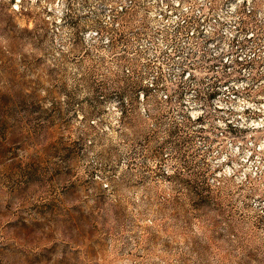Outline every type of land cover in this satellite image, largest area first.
Here are the masks:
<instances>
[{
    "label": "rangeland",
    "instance_id": "obj_1",
    "mask_svg": "<svg viewBox=\"0 0 264 264\" xmlns=\"http://www.w3.org/2000/svg\"><path fill=\"white\" fill-rule=\"evenodd\" d=\"M0 264H264V0H0Z\"/></svg>",
    "mask_w": 264,
    "mask_h": 264
},
{
    "label": "trees",
    "instance_id": "obj_2",
    "mask_svg": "<svg viewBox=\"0 0 264 264\" xmlns=\"http://www.w3.org/2000/svg\"><path fill=\"white\" fill-rule=\"evenodd\" d=\"M200 197H202V196H200Z\"/></svg>",
    "mask_w": 264,
    "mask_h": 264
}]
</instances>
